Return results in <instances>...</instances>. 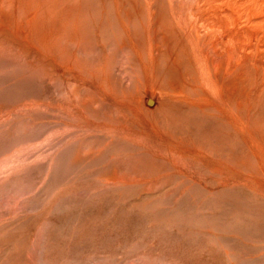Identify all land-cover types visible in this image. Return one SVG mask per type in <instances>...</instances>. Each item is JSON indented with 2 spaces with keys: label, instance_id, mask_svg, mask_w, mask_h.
Masks as SVG:
<instances>
[{
  "label": "rangeland",
  "instance_id": "374dc122",
  "mask_svg": "<svg viewBox=\"0 0 264 264\" xmlns=\"http://www.w3.org/2000/svg\"><path fill=\"white\" fill-rule=\"evenodd\" d=\"M63 1L0 0V264H264V186L177 157L149 124L231 167L242 136L141 77L122 18L195 26L198 81L240 123L246 77L264 76V0Z\"/></svg>",
  "mask_w": 264,
  "mask_h": 264
},
{
  "label": "bare ground",
  "instance_id": "6f19581e",
  "mask_svg": "<svg viewBox=\"0 0 264 264\" xmlns=\"http://www.w3.org/2000/svg\"><path fill=\"white\" fill-rule=\"evenodd\" d=\"M61 1H63V0H61ZM2 2H3V0H2ZM41 2L42 1H40V4H41ZM120 2H121V0L119 1V5H120ZM72 4H73V2H72ZM122 4H124L123 0H122ZM240 4L242 5V3H240ZM69 5H71V4H69ZM126 5H129V4L127 3ZM58 6H59V4H58ZM65 6L68 7V5H65ZM4 7H6V6H4ZM116 7L119 8L118 6H116ZM73 9L74 8H72V10ZM138 9H139V7H138ZM73 11H75V10H73ZM2 12L3 11H1V13ZM120 12H118V15L121 14ZM140 12L141 11L137 10L135 12V14L132 16L130 14H129L130 16L128 14H126L127 15L126 16L125 13H127V12H124L125 17H122L121 15L120 16L123 19H126V17H127L128 21H129L128 27L131 26L130 27L131 29L126 30L125 34L131 43V48L134 52V55L137 58V62L139 63V67H140L139 69L141 71L140 72L141 77H149V76H151V77H167L166 82H164L165 79H164V81H162L165 84V87H163L165 89L164 94L171 95V96L175 95L174 98L175 97L177 98L176 102H177V104H179L180 107H182L188 111L195 112L197 114H203L207 120H216V121L220 120V122L223 126L222 127V133H223V135H225V137H227L226 139L233 137L234 134L236 132H238L242 136L241 142H242L243 148L241 151L243 152L244 157H243L242 161L238 162V167H231L232 165L230 164V162L227 161V159H226V161H223L220 158V160L222 162L217 161L218 159L214 160L213 157H212L213 159L210 158L211 154L209 155L210 156L209 157L206 153H204L205 151L202 152L201 149L198 150L199 148L196 149V148H194V146L188 145L187 142L186 143L183 142V141L188 140V139L185 140V138H186L185 136H184V140L176 139L177 136H175L176 138L172 137L170 134L163 132V131H160L161 128L158 129L157 127L149 124V128L153 129L152 130L153 136L157 139V141L160 144L168 145L170 152L174 155L177 154V157L184 158L186 156H192L195 159L199 160L200 162H203L205 164V166L208 167L211 171L224 172L225 174H228V176H230L229 173L231 174V172L240 173V171L242 169L247 170V176L248 177L246 176L247 177L246 179H248L252 184H255V185L258 184V185L264 186V76L263 77H252L251 75H254V72L252 74L250 73L253 69L254 70L257 69L255 67L257 59L256 60L254 59V57H253L254 55L250 58L249 54H248V56L251 59L250 62H249V59L246 58L248 60V63H249L248 68H246L248 71L247 73L251 74V75L248 74L250 77L248 75H247L248 77H246V79L248 80V84H247L248 86L246 85L247 94H248V101H243V102L239 101L236 104L237 111L241 115V119H242V121L240 123H238L236 121L234 104H233V102H235V101H234V99L231 98L230 94H228L226 91H223L222 94H216V96H215L213 91H210V89L206 88V86L204 85L203 77L200 79V81H198L199 76H197L198 73L196 74V72H197L196 70H197V61L199 59V39H198L196 27L194 26V27H192L191 30L186 31L185 25H183V26L179 25L177 23V20H175V22H173L174 20H172V19H177V18L168 19L169 16H167L165 12H161V13H164L161 15L158 12L159 13L158 16L155 15V13L148 12L146 19H143V18H142V20L139 19L138 20L139 22H138L136 17L141 15ZM115 15H117V13ZM106 16H107V14H106ZM8 18L10 19V16ZM107 19H108V17H107ZM127 19H126V21H127ZM6 20H7V18H6ZM121 22L122 21H120V23ZM0 23H2V22H0ZM259 23L261 24V22H259ZM55 26H56V24H55ZM108 26H110V25H108ZM124 26H125V24H124ZM110 28H111V26H110ZM125 28H127V27H125ZM252 29H254V28H252ZM226 31H228V30H226ZM28 32H30V31H28ZM229 35L231 36V32H230V34L229 33L227 34V36H229ZM242 35H245V34L242 33ZM25 36H27V35H25ZM246 41H247V38H246ZM244 43H245V41H244ZM253 43H255V42H253ZM241 46H243V45H241ZM242 49H243V47H242ZM253 50H254V48H253ZM246 51H248V50H246ZM134 55L132 57L133 59H134ZM133 59H132V62H134ZM246 59L244 61H246ZM248 63H246L245 65L247 66ZM263 68H264V63H263ZM137 69H136V71H137ZM257 71H259V70H257ZM133 72H135V71H133ZM138 75L139 74H136V77H138ZM92 76H94V75H92ZM134 76H135V74H134ZM161 79H163V78H161ZM158 83H160V82H158ZM174 83H176V84H174ZM162 91H163V89L161 90V92ZM254 92L260 93L259 94L260 96L257 97L259 99L258 101H257V98H256V100L255 99L253 100ZM133 93L134 94H129L127 96H124L123 98L126 99L128 106L130 108H132V110L135 111V113L138 112L141 115L145 114L144 113L145 110H143L142 106L140 105L141 100L139 101L138 96L135 94V92H133ZM136 93H137V91H136ZM251 100H252V104L249 102ZM165 108H167V106ZM129 109H127V111ZM144 109H145V106H144ZM167 110H169V107L167 108ZM128 112H130V111H128ZM133 118H135V117H133ZM142 119L140 120L141 122H142ZM165 119H167V118H165ZM169 121H170V119H169ZM165 124H166V121H165ZM167 124H168V122H167ZM131 126H132V124H131ZM131 126L128 125V127H131ZM122 127H126V126L124 125ZM130 130H132V129H130ZM133 131L135 132L136 130L134 129ZM230 140H231V138H230ZM207 143H209V142H207ZM164 147H166V149H167V146H164ZM210 148H212V147L210 146ZM204 150H206V149H204ZM207 152H210V151H207ZM227 156H228V154H227ZM203 163H201V164H203ZM231 163H232V161H231ZM233 165H234V163H233ZM241 173H243V172H241ZM225 174H224V176H225ZM240 174H238V177ZM240 176H243V178L245 179L244 174L240 175ZM234 177H237V176H234ZM243 178H242V180H243ZM245 184H247V183H245ZM248 186H249V184H248ZM250 187L251 186H249V188ZM253 187H254V185H253ZM254 190H255V187H254Z\"/></svg>",
  "mask_w": 264,
  "mask_h": 264
}]
</instances>
